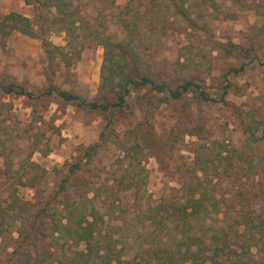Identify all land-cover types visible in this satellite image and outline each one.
Instances as JSON below:
<instances>
[{"label": "rangeland", "instance_id": "374dc122", "mask_svg": "<svg viewBox=\"0 0 264 264\" xmlns=\"http://www.w3.org/2000/svg\"><path fill=\"white\" fill-rule=\"evenodd\" d=\"M68 1L72 12L68 19L75 20L78 28L67 33L56 23L49 27L47 38L55 45H64L69 40L75 44L77 53L71 65L55 67L49 81L54 87L86 99L94 97L102 58L98 39L106 36L114 42L131 40L141 68L159 72L161 79L170 85L192 78L215 97L226 86L224 105L196 101L190 94L167 105L159 103L157 95L150 99L148 112L133 109L132 113L117 114L112 121L114 133L109 135L113 142L109 141L87 165L95 167L96 184L102 186L95 203L103 217L101 232L111 233L116 247H120V259L128 261L123 264H149L146 260L150 246L164 242L175 249L172 237L180 225L170 223L168 230L158 232L160 219L149 223L147 216L152 207L181 194L178 187L181 177L177 172L189 165L195 143L225 140L229 147L239 150L245 141L244 125L253 126L264 118V0H174L177 11L183 10L185 15H173L169 0ZM10 11L32 16L31 5L23 0H0V15ZM45 14L54 21L53 9ZM232 67L241 69L233 73L229 70ZM44 68L39 39L12 31L0 41V81L19 83L35 95L48 84ZM102 122L100 113L62 103L52 96L28 99L0 92V167L11 168L6 173L0 170V205H5L8 193L27 201L48 198L50 206L58 200L62 202V193L57 194L56 190L65 175V166L76 161L79 152L97 140ZM136 130L144 132L150 143L148 148L132 153L128 146L134 142L132 134ZM158 135H163V140L159 141ZM122 149L130 158L125 180L138 174L136 187L126 188L117 181L124 174L120 169L125 167ZM250 157L251 164L242 166L234 179L224 175L213 187L212 192L221 195V202L240 198L244 207L246 202L252 205L262 202L264 180L261 182L255 174L264 166V144L254 147ZM31 162L44 169L43 178L33 183V187L19 185L18 177L27 170L33 172L29 169ZM222 166L219 164L218 168ZM85 174L89 176L88 172ZM66 194L70 201L72 194ZM221 219L220 214L209 210L201 222L190 220L184 227L185 232H191L193 224L198 225L196 231L201 232L200 237L208 246L201 252L207 256H212L216 252L214 246L222 242L215 235ZM17 224L3 225L0 264H31L42 258L41 249L35 252L31 248L41 246V241L39 246L29 245L27 253L18 244L19 238L15 240ZM153 228L154 236H148ZM236 242L238 245L230 243V246L237 256L214 255L215 261L264 264L263 244L249 245L248 249L244 247L246 250L240 246L241 238ZM82 248L83 242L74 246L68 241L63 248H54L52 257L64 255L80 262L82 257L76 259L73 253ZM95 261L88 264H97ZM148 261L155 264L152 258Z\"/></svg>", "mask_w": 264, "mask_h": 264}, {"label": "trees", "instance_id": "16d2710c", "mask_svg": "<svg viewBox=\"0 0 264 264\" xmlns=\"http://www.w3.org/2000/svg\"><path fill=\"white\" fill-rule=\"evenodd\" d=\"M169 1L172 2L173 15L178 13L185 15L183 10L177 11L178 6L173 3L174 0ZM23 2L31 5V18L13 11L0 15V41L2 42V39L12 31L39 39L45 58L44 76L48 84L34 95L24 90L19 83L0 81V92L5 95H22L28 99H38L42 95L52 96L62 103L100 113L103 122L97 140L83 148L76 161L65 166L67 167L65 175L61 178L56 190L57 194L61 191L62 202L58 200L50 206L48 198L27 201L20 200L14 194H7L8 198L4 200L5 205H0V237L3 225L11 226L18 222L14 226V232L17 234L15 240L19 238L18 244L24 251L28 253L29 245L39 246L41 241V246L31 248L35 252L41 249L42 258L31 264H88L93 259H96L97 264L128 263L120 259V247H116V241L111 233L107 230L101 232L103 217L95 203L102 186L96 184L97 175L93 173L96 172L95 167L87 165L92 163L94 156L103 151L108 143L113 142L109 135L114 133L111 131L112 121L117 114L132 113L133 109L148 112L151 107L150 99L157 95L156 99L159 103L167 105L177 103L187 94L192 95L196 101L219 102L224 105L227 104L224 98L227 92L226 86H222L221 92H218V96L215 97L214 93L204 90L202 85L192 78L170 85L161 79L159 72H146L141 68L139 54L131 40L114 42L106 36L98 39V44L102 48V58L96 95L86 99L71 91L58 89L49 83L55 73V67L71 65L77 50H75V44H71L69 40H65L64 45L51 43L47 38V32L49 27L56 23L59 29L67 33L78 28L75 20L68 19L72 15L70 2L68 0H23ZM51 9L55 14L53 22L45 14V11L49 13ZM183 18L187 19L186 16ZM229 70L233 73L239 71L233 67ZM159 103L155 108L159 106ZM243 131H246L245 141L239 150L229 147L225 140L217 142L199 140L195 143L191 150L192 157L189 165L180 167L177 172L181 177L178 182L181 194L152 207L147 216L149 223H155L157 217L160 219V222H157L158 232L160 230L162 232L163 228L168 230L170 223L177 222L174 224L175 227L177 224L180 225V229L172 237L175 249H170L171 245L164 242H157L155 247L150 246V249L147 248L149 257L146 260L149 264H151L148 261L150 258L154 259L155 264H184L185 262H188L187 264H221L215 261L214 255L237 256V252L230 243L237 244L236 241L239 238H241L242 248L248 249L249 245L257 243L264 245V196L261 198V203L254 205L244 200L246 202L244 207L240 198L221 202V195L216 196L212 192L213 187L224 175H231L229 177L234 179L242 166L251 164L250 154L253 148L264 144V118L258 119L253 126L244 125ZM161 136L163 135H158L159 141L163 140ZM132 139L134 142L128 146L132 153L149 147L147 145L150 141L141 130H136L132 134ZM122 152L125 167L120 166V169L124 174L117 181L123 182L126 188L136 187L139 180L138 174L125 180L124 175L128 171L130 158L126 150L122 149ZM219 164L223 165L222 169L218 168ZM31 165L29 169H33V172L25 171L22 174L23 178L18 177L16 183L33 187V183L41 181L44 169L32 162ZM253 167L256 168L257 165L254 164ZM223 168L227 172H224ZM10 169V166L0 167L3 173ZM259 169H261L260 172L256 170L255 175L262 182L264 174L261 173H264V166ZM87 172L89 176L85 174ZM69 192L73 196L70 201L67 200L69 196L66 194ZM238 193L240 194L239 190ZM209 210L220 214L222 218L215 232V235L222 238V242L214 246L216 252L212 254L213 257L201 252L202 248L208 249V246L200 237L201 232L196 231L198 225L193 224L191 232L184 231L185 225H188L190 220L198 224ZM37 229H40V233ZM215 235L212 236L213 240L216 239ZM148 236H154V228ZM68 241L74 246L83 242V248L73 253L76 259L82 257L80 262H73L71 258L64 255L52 257L54 255L52 250L58 247L63 248ZM181 246L183 250L180 249ZM13 250L15 251L16 247Z\"/></svg>", "mask_w": 264, "mask_h": 264}]
</instances>
